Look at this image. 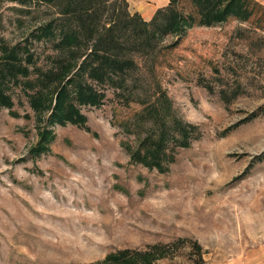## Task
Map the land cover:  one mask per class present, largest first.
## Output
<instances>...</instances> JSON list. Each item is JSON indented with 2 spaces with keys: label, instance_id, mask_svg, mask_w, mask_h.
Masks as SVG:
<instances>
[{
  "label": "rangeland",
  "instance_id": "374dc122",
  "mask_svg": "<svg viewBox=\"0 0 264 264\" xmlns=\"http://www.w3.org/2000/svg\"><path fill=\"white\" fill-rule=\"evenodd\" d=\"M125 2L139 13L131 0H0V45L29 47L44 73L73 63L72 76L82 62L58 48L62 30H78L82 54L112 29L117 53L134 62L129 91L93 83L104 104L82 108L84 127H52L46 152L34 147L50 111L39 122L11 87L14 106L0 109V264H103L118 252L151 264H264V28L232 18L142 49ZM51 22L55 36L37 38ZM157 87L190 143L170 141L162 171L127 150L156 126L147 115L134 124L142 107L132 100L153 99Z\"/></svg>",
  "mask_w": 264,
  "mask_h": 264
},
{
  "label": "trees",
  "instance_id": "16d2710c",
  "mask_svg": "<svg viewBox=\"0 0 264 264\" xmlns=\"http://www.w3.org/2000/svg\"><path fill=\"white\" fill-rule=\"evenodd\" d=\"M9 1L24 3L30 0ZM39 1L52 3L55 0ZM75 1L85 4L87 0ZM124 4L127 10L128 5L126 2ZM183 5H186V8L190 7L191 12L185 11L182 8ZM126 13L128 28L136 38L137 46L150 50L156 49L153 46L159 42V38L173 34L184 35L188 28L196 25L215 27L232 18L244 22L256 21L260 27L264 28V5L257 0H170L169 6L164 10H158L150 21L139 13L133 16L128 10ZM161 15L165 20L163 24L158 25L157 19ZM109 30L107 34L99 37L91 49L82 54H79L75 48L81 49L87 44L78 30H62L58 48L70 50L74 54V62L82 59L78 70L72 76L70 75L73 73V63L64 66L62 71L60 69L56 71L60 72L58 74H54L55 71L44 73L42 69L32 67L35 63V55L29 47L20 44L13 47L3 43L0 45V109L13 108V97L9 91L12 86H20L28 96L31 107L39 115V122L42 121V115L50 111L44 121L45 126L39 130L41 131L40 141L34 147L38 153L46 152L48 143L55 138L52 127L68 123L84 127L87 119L82 114V108L101 107L104 104L105 94L93 83L97 82L100 86H114L123 92L126 89L129 91L128 76L133 71L134 62L117 53L123 44L112 29ZM39 32L37 38L54 37L55 25L51 22ZM85 75H88L90 80H86ZM56 80L59 84L52 88V85L57 83ZM153 96V99L149 97L142 101L141 99L132 100L142 107L141 111L133 117L134 124L138 126L141 118L147 115L155 120L156 126L146 131L137 151H132L130 145L127 150L133 162L162 171L163 160L168 159L166 155L168 143L171 141L180 147L188 148L189 134L188 127L174 116L172 102L165 91L157 87ZM85 129L90 130L87 127ZM179 135L181 139L176 138ZM152 259L153 256L148 255L140 263L136 255L118 252L109 255L103 264L115 262L117 264H151Z\"/></svg>",
  "mask_w": 264,
  "mask_h": 264
},
{
  "label": "crops",
  "instance_id": "0c3cea01",
  "mask_svg": "<svg viewBox=\"0 0 264 264\" xmlns=\"http://www.w3.org/2000/svg\"><path fill=\"white\" fill-rule=\"evenodd\" d=\"M141 1L139 5L130 2V6L137 9L138 12L147 20L151 19L158 8L165 7L168 5L170 0H131ZM143 7L144 10L141 12L138 8Z\"/></svg>",
  "mask_w": 264,
  "mask_h": 264
}]
</instances>
